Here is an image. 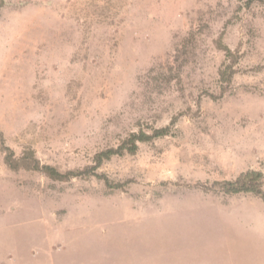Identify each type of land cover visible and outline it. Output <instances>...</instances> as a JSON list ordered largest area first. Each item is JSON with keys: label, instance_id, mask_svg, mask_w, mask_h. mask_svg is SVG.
<instances>
[{"label": "rangeland", "instance_id": "rangeland-1", "mask_svg": "<svg viewBox=\"0 0 264 264\" xmlns=\"http://www.w3.org/2000/svg\"><path fill=\"white\" fill-rule=\"evenodd\" d=\"M3 1L0 264H264V201L206 192L264 173V4ZM222 46L237 70L225 84ZM174 116L175 135L104 162L118 188L4 163L7 146L82 168Z\"/></svg>", "mask_w": 264, "mask_h": 264}, {"label": "trees", "instance_id": "trees-1", "mask_svg": "<svg viewBox=\"0 0 264 264\" xmlns=\"http://www.w3.org/2000/svg\"><path fill=\"white\" fill-rule=\"evenodd\" d=\"M264 4V0H246V5ZM4 6V1L0 0V10ZM225 53V62L219 69V82L221 84L230 83L233 75L236 73L235 56L228 47H221ZM210 97L214 96L209 94ZM178 116L172 117L170 123L163 127H156L149 124H137L136 131L128 132L119 140L116 146L103 148L94 153L91 163L82 168H75L65 172L60 171L56 166L44 165L36 158L35 152L30 149H24L18 157L7 146H4V163L17 172L20 170L32 171L43 174L52 181L65 182L73 178H89L95 177L102 181L108 188H118L119 184H114L107 178L105 174L98 173V170L112 157L123 155H135L141 144H150L155 140L162 139L171 135H175L177 129ZM0 144L4 145V139L0 134ZM213 195L236 196V195H253L264 201V173L249 169L241 172L237 177L230 180L213 181L206 190Z\"/></svg>", "mask_w": 264, "mask_h": 264}]
</instances>
